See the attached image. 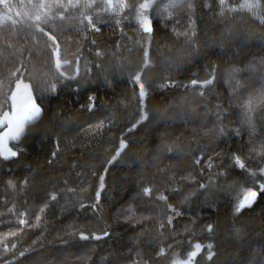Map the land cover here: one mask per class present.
I'll return each mask as SVG.
<instances>
[{
  "label": "trees",
  "instance_id": "16d2710c",
  "mask_svg": "<svg viewBox=\"0 0 264 264\" xmlns=\"http://www.w3.org/2000/svg\"><path fill=\"white\" fill-rule=\"evenodd\" d=\"M169 1L0 2V264H264V0Z\"/></svg>",
  "mask_w": 264,
  "mask_h": 264
},
{
  "label": "snow or ice",
  "instance_id": "6c2138e0",
  "mask_svg": "<svg viewBox=\"0 0 264 264\" xmlns=\"http://www.w3.org/2000/svg\"><path fill=\"white\" fill-rule=\"evenodd\" d=\"M0 2H3V0H0ZM221 3H223V0H221ZM170 6L175 7V4H171ZM142 7L147 8L148 5L144 4L142 5ZM36 19L39 20L40 17L37 16ZM137 80H139V77H137ZM141 87H143V85H141ZM141 95H143V93H141ZM11 99L15 102L13 104V115L8 117L4 122L0 123V127L3 126V123H7L9 127L3 135L4 137L11 136V138L15 139L23 131L25 123L33 120L38 115L39 108L31 103L30 97H26L23 93H21L19 97L13 95ZM5 116H7V114H5ZM10 154L12 156L16 155L15 152H11ZM256 195L257 193L255 191H250L244 198V203H241L239 207H244L245 204L248 203ZM237 210H239V208ZM83 238L86 239L87 237ZM196 247L198 249L200 246L197 245ZM192 255H195V253H192Z\"/></svg>",
  "mask_w": 264,
  "mask_h": 264
},
{
  "label": "rangeland",
  "instance_id": "374dc122",
  "mask_svg": "<svg viewBox=\"0 0 264 264\" xmlns=\"http://www.w3.org/2000/svg\"><path fill=\"white\" fill-rule=\"evenodd\" d=\"M3 1H5V0H3ZM94 1L95 0H93V2ZM98 1L102 3V7H103V10L105 13L120 12L126 7V4H127V0H98ZM181 1H184V0H170L169 4H170V2L178 3ZM144 4L149 5L148 2H146ZM9 19L10 18L5 20V17L3 16L2 18H0V22L3 23ZM87 22L89 23L91 28H94L92 20L90 18H87ZM5 120H7V117L5 118ZM6 124L7 123H3L2 127H4ZM11 152H14V149L12 147H7L1 151V154L3 156H8V155H11L10 154ZM247 195L248 194H246V196ZM243 202H244V199H243ZM196 246H195V250L192 252V253H195V255H192V253H191L186 258H182L180 256H177L173 259L171 264H194V259L198 256V254L200 253V251L202 249L201 246L198 249Z\"/></svg>",
  "mask_w": 264,
  "mask_h": 264
},
{
  "label": "water",
  "instance_id": "95a60500",
  "mask_svg": "<svg viewBox=\"0 0 264 264\" xmlns=\"http://www.w3.org/2000/svg\"><path fill=\"white\" fill-rule=\"evenodd\" d=\"M22 93H23L26 97H30V99H31V103L34 104L36 107L39 108V106L37 105L36 98H35V96H34V94H33V90H32L31 87H28V89L23 90ZM19 96H20V95H17V97H19ZM14 103H15V102L13 101V104H14ZM11 115H13V108H12V110H11V112H10V114H9L8 117H10ZM33 120H34V119H33ZM33 120H31V121L25 123L24 128H23V131H22V132L20 133V135H19L17 138H15V139L11 138V136H9V137H4L3 134H4V132H5V131L8 129V127H9V125L6 124V126H5L4 129H3V132H2V135H1V139H0V152H1L3 149H5V148L9 147L10 145H12L13 143H15L17 140L21 139V137L25 134L27 128L33 123ZM261 188H262V187H261ZM255 192H256L257 195H258V192H257V191H255ZM257 195H256V196H257ZM256 196H255V197H256ZM255 197H254V198H255ZM254 198H252L248 203H246L245 206L250 205V204L253 202Z\"/></svg>",
  "mask_w": 264,
  "mask_h": 264
},
{
  "label": "flooded vegetation",
  "instance_id": "af4514ba",
  "mask_svg": "<svg viewBox=\"0 0 264 264\" xmlns=\"http://www.w3.org/2000/svg\"><path fill=\"white\" fill-rule=\"evenodd\" d=\"M21 93H22V92H21ZM21 93H19V95H20Z\"/></svg>",
  "mask_w": 264,
  "mask_h": 264
}]
</instances>
